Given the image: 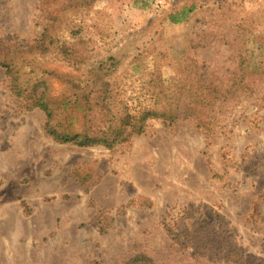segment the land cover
Masks as SVG:
<instances>
[{
    "label": "rangeland",
    "instance_id": "1",
    "mask_svg": "<svg viewBox=\"0 0 264 264\" xmlns=\"http://www.w3.org/2000/svg\"><path fill=\"white\" fill-rule=\"evenodd\" d=\"M47 26L77 46L78 67L55 45L37 50ZM240 52L264 57V0H0V264H264V80L212 135L193 119H149L108 149L54 141L1 66L25 81L43 75L72 100L93 88L110 102L92 116L105 123L155 109L153 84L175 91L187 62L222 72ZM52 69L81 86L69 90ZM79 165L99 177L81 184Z\"/></svg>",
    "mask_w": 264,
    "mask_h": 264
},
{
    "label": "trees",
    "instance_id": "2",
    "mask_svg": "<svg viewBox=\"0 0 264 264\" xmlns=\"http://www.w3.org/2000/svg\"><path fill=\"white\" fill-rule=\"evenodd\" d=\"M57 31L58 29L53 26L45 27L36 46L37 50L45 55L49 53L50 46L55 45L64 61H69L73 66L78 67L82 58L78 56L77 46L60 42V38L53 34ZM262 40L259 37V42L263 44ZM33 48L29 51L31 52ZM242 55L240 52L235 58L232 68L228 67L219 72L214 70L217 69L214 66L211 67L213 69L210 74L207 73L209 65L194 61L187 62L176 80L175 91L166 92L162 78L157 79L153 84L148 94L154 99L155 109L132 113L126 108L125 112L114 115L105 123L96 121L92 116L105 109L111 112L110 102L102 94L94 98L93 88L85 90L81 97L78 95L72 100L65 91L59 95L54 94L49 79L43 75L25 81L22 74L14 71L12 62H1V66L6 70L11 92L20 100V107L26 111L40 108L45 113L44 129L54 141L79 147L100 145L113 149L129 141L132 136L145 133L149 119H161L168 125L182 119H193L197 128L212 135L215 131L213 125L219 122V117L229 109H233L240 102L241 97L254 93V81L264 80V57L259 63H254ZM45 72L57 77L69 90L81 86L82 76L79 74L73 75L71 72L65 73L56 69ZM95 169L89 165L87 169H80L79 165L72 170V174L81 184L88 185L100 175ZM22 203L26 205L24 200ZM98 213L100 214V210ZM98 218L97 215L95 219ZM99 227L101 232H104V228ZM132 261L155 264L144 256L134 258Z\"/></svg>",
    "mask_w": 264,
    "mask_h": 264
}]
</instances>
